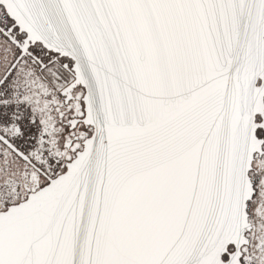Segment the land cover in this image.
<instances>
[{
    "label": "snow or ice",
    "instance_id": "1",
    "mask_svg": "<svg viewBox=\"0 0 264 264\" xmlns=\"http://www.w3.org/2000/svg\"><path fill=\"white\" fill-rule=\"evenodd\" d=\"M0 264H264V0H0Z\"/></svg>",
    "mask_w": 264,
    "mask_h": 264
}]
</instances>
